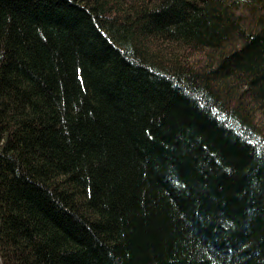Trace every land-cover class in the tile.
Returning a JSON list of instances; mask_svg holds the SVG:
<instances>
[{
	"label": "trees",
	"instance_id": "trees-1",
	"mask_svg": "<svg viewBox=\"0 0 264 264\" xmlns=\"http://www.w3.org/2000/svg\"><path fill=\"white\" fill-rule=\"evenodd\" d=\"M0 264H264V0H0Z\"/></svg>",
	"mask_w": 264,
	"mask_h": 264
}]
</instances>
